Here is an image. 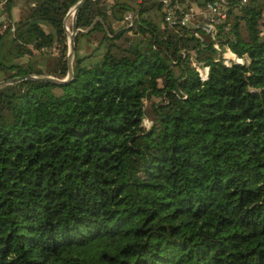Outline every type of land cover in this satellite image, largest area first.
<instances>
[{"label":"trees","instance_id":"16d2710c","mask_svg":"<svg viewBox=\"0 0 264 264\" xmlns=\"http://www.w3.org/2000/svg\"><path fill=\"white\" fill-rule=\"evenodd\" d=\"M76 1L26 0L4 78L67 75ZM263 8L230 0L218 49L156 0H85L72 77L0 86V264H264Z\"/></svg>","mask_w":264,"mask_h":264},{"label":"built area","instance_id":"2783aa9c","mask_svg":"<svg viewBox=\"0 0 264 264\" xmlns=\"http://www.w3.org/2000/svg\"><path fill=\"white\" fill-rule=\"evenodd\" d=\"M142 1V0H138ZM161 4V11L164 16V20L169 24L180 23L186 27L201 25L208 33H210L213 39V45L220 49L218 42L216 41L215 33L217 31V26L220 23H223L227 19L229 1L230 0H212L208 1L203 5L195 6L192 2L189 3V6L186 10H183L187 6L189 0L183 2L180 0H156ZM239 4L245 3L247 0H237ZM9 0H0V32L4 30L14 31L16 23L9 16ZM78 0L72 4L66 14H68L67 20L64 23L66 29L71 31L73 16H74V6ZM65 14V15H66ZM136 14L131 11H125L123 18L126 22V26H131L134 24V19ZM261 18L264 19V8L261 12ZM225 29L229 28V24L224 25ZM197 35L198 32H195ZM261 35H264V27L261 28ZM42 53H47L50 51L48 47H42L40 50ZM232 54L231 57H228L227 53ZM221 56L224 63L230 64L232 62H243L240 61V56L233 52L229 47L221 50ZM243 58V57H241ZM192 65L198 71L199 77L201 80H205L208 76L209 65L205 64L202 61H197L196 59L192 60ZM144 121V120H143Z\"/></svg>","mask_w":264,"mask_h":264},{"label":"water","instance_id":"95a60500","mask_svg":"<svg viewBox=\"0 0 264 264\" xmlns=\"http://www.w3.org/2000/svg\"><path fill=\"white\" fill-rule=\"evenodd\" d=\"M84 1L85 0H78V2L74 6V16H73L71 31H69L68 29L65 28L67 35H68V52H67L68 72H67V75L64 78H59V77H56L53 75H48V74H40V75L27 74L24 76L7 77V78L0 79V86L7 84V83L15 82L17 80H21V79L26 78V77L38 78V79L43 80V81L53 82V83H57V84L65 83L69 78L72 77V74H73L72 57H73V52H74V47H75L74 46V38H75L77 31L79 30V28L77 27V24H76V14H77V11L79 10L80 6L82 5V3ZM67 17H68V14H66L64 16V19H63L64 23L66 22Z\"/></svg>","mask_w":264,"mask_h":264},{"label":"rangeland","instance_id":"374dc122","mask_svg":"<svg viewBox=\"0 0 264 264\" xmlns=\"http://www.w3.org/2000/svg\"><path fill=\"white\" fill-rule=\"evenodd\" d=\"M192 2L195 6H197V4L194 1H189L188 3ZM26 4V0H12L10 3V8H9V12H10V18H12V20L17 23L16 21L19 19V17L21 16V13L23 12V8L25 7ZM85 45V44H84ZM90 47L88 46V44L85 45L84 50L89 49ZM81 50L83 51V48L81 47ZM244 57L241 58L240 57V61H244ZM4 78V74L3 72L0 71V79ZM147 108L149 109V105H147ZM144 125L146 127H148L150 125V116L149 114L146 115V117L144 118Z\"/></svg>","mask_w":264,"mask_h":264},{"label":"bare ground","instance_id":"6f19581e","mask_svg":"<svg viewBox=\"0 0 264 264\" xmlns=\"http://www.w3.org/2000/svg\"><path fill=\"white\" fill-rule=\"evenodd\" d=\"M228 57H231L232 56V54H230L229 52L226 54Z\"/></svg>","mask_w":264,"mask_h":264}]
</instances>
